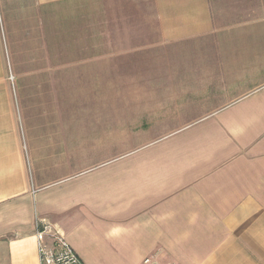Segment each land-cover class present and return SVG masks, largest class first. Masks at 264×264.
<instances>
[{
  "label": "crops",
  "instance_id": "0c3cea01",
  "mask_svg": "<svg viewBox=\"0 0 264 264\" xmlns=\"http://www.w3.org/2000/svg\"><path fill=\"white\" fill-rule=\"evenodd\" d=\"M37 216L85 264H264V0H0V264Z\"/></svg>",
  "mask_w": 264,
  "mask_h": 264
},
{
  "label": "built area",
  "instance_id": "2783aa9c",
  "mask_svg": "<svg viewBox=\"0 0 264 264\" xmlns=\"http://www.w3.org/2000/svg\"><path fill=\"white\" fill-rule=\"evenodd\" d=\"M35 235L39 264H85L65 235L54 228L45 217L35 218ZM160 252L146 255L141 264H164L160 261ZM165 264H180L169 261Z\"/></svg>",
  "mask_w": 264,
  "mask_h": 264
},
{
  "label": "rangeland",
  "instance_id": "374dc122",
  "mask_svg": "<svg viewBox=\"0 0 264 264\" xmlns=\"http://www.w3.org/2000/svg\"><path fill=\"white\" fill-rule=\"evenodd\" d=\"M135 64V65H134ZM130 68H137V65H136V62L135 63H130ZM115 142V146H114V148H115V150L116 151H121V150H123V149H125V148H128L130 145H133V144H137L138 143V141H135V142H131V141H125V142H121V141H114ZM114 142H113V144H114ZM111 143V142H110ZM84 257V259L86 260V262L88 263V259H87V257L86 256H83ZM98 263H101V264H108L107 263V261H105V262H103V261H101L100 259L98 260V262H97V264ZM89 264V263H88Z\"/></svg>",
  "mask_w": 264,
  "mask_h": 264
}]
</instances>
